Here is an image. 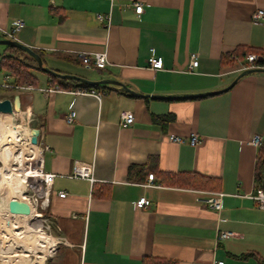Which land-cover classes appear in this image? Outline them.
Listing matches in <instances>:
<instances>
[{
	"label": "crops",
	"instance_id": "1",
	"mask_svg": "<svg viewBox=\"0 0 264 264\" xmlns=\"http://www.w3.org/2000/svg\"><path fill=\"white\" fill-rule=\"evenodd\" d=\"M255 9L264 10V0H0V39L22 19L15 40L41 52L34 84L16 85L0 67V100L30 111L39 147L48 146L41 151L42 171L54 175L48 212L65 240L48 264L264 260V208L250 197L258 188V147L249 143L254 134L264 137V72L236 78L242 70L224 59L240 46L264 51V21L252 20ZM101 51L104 68L82 66L80 52ZM191 54L198 66L189 72ZM150 56L162 59L160 69L149 67ZM43 67L112 79L138 94L118 85L91 87L98 96L79 92L72 78L56 76L60 83ZM232 82L210 95L171 97ZM56 85L61 91H46ZM70 109L74 121L67 123ZM125 110L133 122L121 126ZM167 114L165 123L156 119ZM192 134L195 145L172 138ZM75 161L92 164L93 182L71 176ZM150 173L156 186H145ZM197 177L215 180L213 187L196 185ZM215 192L222 193L220 209L198 201ZM143 196L150 204L139 208ZM220 231L231 235L219 238Z\"/></svg>",
	"mask_w": 264,
	"mask_h": 264
},
{
	"label": "rangeland",
	"instance_id": "2",
	"mask_svg": "<svg viewBox=\"0 0 264 264\" xmlns=\"http://www.w3.org/2000/svg\"><path fill=\"white\" fill-rule=\"evenodd\" d=\"M15 109V108H14ZM24 113V114H23ZM1 118V115H0ZM12 118V123L19 126L20 128L29 127L35 128L32 125L30 114L27 116L25 113V108L19 109L18 107L14 110V113L10 115ZM30 137V135H29ZM30 141V140H29ZM33 145V149L40 154L41 150L38 144ZM5 146V145H4ZM21 154V149H17ZM24 158V159H23ZM37 161L32 159V155L29 152L23 153L22 157H12L9 159V164L7 165L3 160L0 159V171L4 173V178L10 182L12 186L17 188H22L23 195L26 197L27 201L30 202L32 207V212L38 218V220H33L37 223L33 225V229L39 227L41 229V234L45 238H50L54 242V248H56L57 237L53 230V219L48 212V207H44L42 204L45 192H47L46 183L44 181L43 171H36ZM36 174V177L29 178V174ZM9 177H8V176ZM23 175V176H22ZM25 175V176H24ZM10 178V179H8ZM22 178V179H21ZM24 178V180H23ZM10 180V181H9ZM18 183V184H17ZM5 195L0 191V212L8 213L4 219L11 218L13 213L8 211V204ZM11 202V200L9 201ZM2 215V214H1ZM12 221V220H11ZM14 221L13 234L16 235L17 232L23 231L19 230L23 222ZM32 222V221H31ZM31 222L26 221L27 226H30ZM52 222V223H51ZM11 223V222H10ZM7 223V224H10ZM17 225V226H15ZM5 226V225H4ZM10 227V225L8 226ZM7 227V228H8ZM27 232L29 233L30 231ZM7 234V235H5ZM10 235L9 233H0V264H40L42 260L43 264H48L49 255L45 254V250L41 247V242L37 239H32L31 241L25 242L23 246L14 243V239L25 241L27 238L23 234H17L16 236ZM35 240V241H34ZM9 241V242H8ZM10 243V245H9ZM6 248V249H5Z\"/></svg>",
	"mask_w": 264,
	"mask_h": 264
},
{
	"label": "built area",
	"instance_id": "3",
	"mask_svg": "<svg viewBox=\"0 0 264 264\" xmlns=\"http://www.w3.org/2000/svg\"><path fill=\"white\" fill-rule=\"evenodd\" d=\"M133 9L136 14H140L143 11V6L141 2L135 1L132 3ZM251 18L254 21H264V10L263 9H255L252 14ZM24 25V22L22 19H18L17 21L14 22L13 27L5 31L3 30L1 35L3 37H6L11 40H15V34L17 31ZM79 58L81 61V64L84 68L88 70H94V69H102L104 68L107 63V55L105 51L101 52H80ZM229 57L233 60L235 64L239 67V69L244 70V69H249V68H257L261 67L264 68V65H258L255 61L257 60V55L255 53H247L243 59L237 58V56L232 52L229 54ZM148 65L149 67L153 69H160L162 67V59L160 57H155V56H150L148 58ZM196 66H198V60H197V55L196 54H191L189 58V62L187 65V71L191 72L193 71ZM7 86V85H5ZM29 88H31L29 86ZM46 91L48 92H54V91H61V89L56 85L53 88H48ZM79 92H90L91 94H94L98 96L100 93L98 91H95L94 89H82V90H77ZM65 121L67 123H71L74 121V111L72 109L69 110V112L65 116ZM133 122V115L129 111H122L119 116V125L121 126H127L130 125ZM175 141L181 142V141H186L190 145H195L198 143V136L196 134H192L188 139H181L179 137H172ZM263 138L262 136L258 134H254L249 143L255 147H259L262 144ZM38 144V143H37ZM42 149H48V146L45 147H40V150ZM92 164L87 163V162H82V161H75L73 165V170L71 176L74 178H81V179H87L91 182L94 181V177L92 175ZM44 176V181L46 183L47 187V192H45V196L43 197L42 204L44 207L49 206V190L50 186L52 184L54 175L51 173H43ZM145 186H156L154 183V175L152 173L148 174L147 176V181L145 182ZM65 192H59L58 195L60 197L65 196ZM221 196L222 193L220 192H215L211 196H207L202 198H198V201L200 200L203 202L207 207L211 209L218 210L221 208ZM250 197L255 201L256 206L258 208H264V189L263 188H256L253 193L250 195ZM136 206L139 208L147 207L150 204V201L146 197H139L135 201ZM52 223V222H51ZM231 235L230 232L228 231H220L218 234L219 238H224ZM65 240L63 238L57 237L56 243H62ZM214 264H223V261H217Z\"/></svg>",
	"mask_w": 264,
	"mask_h": 264
},
{
	"label": "bare ground",
	"instance_id": "4",
	"mask_svg": "<svg viewBox=\"0 0 264 264\" xmlns=\"http://www.w3.org/2000/svg\"><path fill=\"white\" fill-rule=\"evenodd\" d=\"M29 112L25 111L27 116L29 115ZM13 113H14V110L12 113H0V115H1V118H0V159L3 160L8 165L9 159H12V157H14V158L16 157V159L18 157L21 158L23 153H25V151H26V152H29L30 155H32L33 160L37 161L36 171H40L41 170L40 154L37 153L33 149V145L29 141L30 140L29 135H31V129L29 127L20 128L19 126L14 125L12 123V120H11L12 118H10V115H12ZM17 149L22 150L21 154L18 152ZM4 175L5 174L0 171V191L5 195V197L8 201L7 204H9V203L26 204L29 208V212L27 214L13 213L11 218H9V219L8 218L4 219V217L8 213L0 212V233L4 234L7 232L10 235L14 236L15 234H13L14 232H12L13 227H14V221L23 222L21 224L20 229H19V230L23 229V231L17 232L16 235L17 234H19V235L23 234L27 238V240H25V241L19 240V238L21 237L20 236V237L16 238L17 241L15 240V238H13L15 241L14 243L19 244L20 246H23L25 244V242L31 241L32 239L36 238L37 241H39V243L41 242L40 245L45 250V254L51 255V253L53 252V249H54L53 240L50 238H45L41 234L42 232H41V229L39 227L34 228V230H31V229H33L32 228L33 225H35L37 223V221H35V224H34L33 220H38V218L32 212L31 204L29 201H27L26 197L23 195L22 188H17L16 186L15 187L12 186L10 184V182H8V180H6L4 178ZM32 177H36V174L35 173L29 174V178L31 179ZM8 179H10V178H8ZM23 180H24V178H23ZM10 200H11V202H9ZM26 221H29V222L32 221L30 223L31 225L27 226ZM7 223H10V224H7ZM9 225H10V227H8ZM15 226H17V225H15ZM27 229H29L28 230V231H30L29 233L27 232ZM5 235H7V234H5ZM9 245H10V243H9ZM40 264H43L42 260L40 261Z\"/></svg>",
	"mask_w": 264,
	"mask_h": 264
},
{
	"label": "trees",
	"instance_id": "5",
	"mask_svg": "<svg viewBox=\"0 0 264 264\" xmlns=\"http://www.w3.org/2000/svg\"><path fill=\"white\" fill-rule=\"evenodd\" d=\"M5 50L6 52H2L0 54V67L6 70L8 74L14 78V82H15L14 84L16 85L34 84L36 77L31 73L32 68L42 69L37 65L36 60L30 55H28L26 52L22 51L19 48H15L11 45H5ZM34 51L38 53L41 57L40 51L37 50ZM233 53L239 59H243L247 53H255L257 55V60L255 62L258 65H264V51L261 49L240 46L237 47L233 51ZM229 54L225 55L224 59H226L229 63H233V60L229 57ZM49 74L52 79L54 78L56 80H59L60 83H63L64 79H57L56 76L52 75L51 73ZM70 83L73 86L80 87L83 89H89L91 87L100 88V89H111L116 86L114 84H98V85L90 86L87 84L80 83L78 80H73V79L70 81ZM156 119L158 120V122L160 121V123H165V121L172 119V115L167 114ZM166 175L168 176L169 179L173 178L172 175L169 174ZM255 179L257 181L256 186L258 188L264 189V137L262 144L258 147ZM197 180L200 181L199 183L202 184L196 183V185H200L204 188L213 187L212 182H215V180L206 177H197ZM141 264H175V262L158 257L146 256L142 258ZM260 264H264V260H260Z\"/></svg>",
	"mask_w": 264,
	"mask_h": 264
},
{
	"label": "water",
	"instance_id": "6",
	"mask_svg": "<svg viewBox=\"0 0 264 264\" xmlns=\"http://www.w3.org/2000/svg\"><path fill=\"white\" fill-rule=\"evenodd\" d=\"M0 45H11L15 48L21 49L22 51L26 52L28 55L33 57L36 60L37 65L39 67H42V60H41L40 55L38 53H36L30 47L23 45L16 40H11V39H0ZM43 69L52 73L55 76L60 77V78H72V79L78 80L80 83L87 84L90 86H94V85H98V84H114V85L120 86V88L124 91L133 93L126 85H124L118 81L112 80V79L89 80V79H86L84 77H80L77 75L58 73L52 69L45 68V67H43ZM250 72H264V68L257 67V68L244 69L238 74V76L236 78H239L240 76L245 75V74L250 73ZM233 82L230 83L224 89L218 90V91L205 92V93H194V94H177V95H173L171 97L190 98V97H197V96H202V95H210V94L218 93V92H221L223 90L228 89L233 84ZM133 94H138V93H133ZM13 110H14V106L9 99H1L0 100V113H12ZM37 135H38V129L31 128V135H30V143L31 144L36 145L38 143ZM7 208H8V211L11 213L27 214L29 212L28 206L26 204H23V203H9Z\"/></svg>",
	"mask_w": 264,
	"mask_h": 264
}]
</instances>
